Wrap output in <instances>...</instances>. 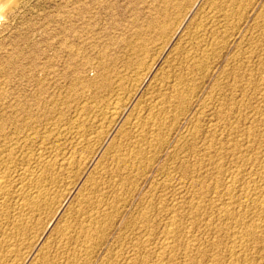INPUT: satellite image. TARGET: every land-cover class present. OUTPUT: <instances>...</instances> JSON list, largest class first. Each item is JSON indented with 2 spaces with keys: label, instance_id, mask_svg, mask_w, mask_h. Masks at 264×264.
<instances>
[{
  "label": "rangeland",
  "instance_id": "1",
  "mask_svg": "<svg viewBox=\"0 0 264 264\" xmlns=\"http://www.w3.org/2000/svg\"><path fill=\"white\" fill-rule=\"evenodd\" d=\"M164 1L167 0H0V123L2 120H9L6 123L5 133L7 135L8 133H16L22 142L27 141V144H29L30 147L28 145L26 147V143H23V145L25 144L23 148L25 152H23V154L25 153L26 155H24L26 157L30 156L33 158L32 160H34L35 157H38V153H41L42 155H45L46 153L47 155H57L58 153L60 157L70 155L77 157V154L78 157L83 155V158H86V156L89 155V158L87 157L88 161H84L85 167L84 165L81 166L82 170H78V168L74 169L69 174L68 178L64 180L65 182L59 181L60 183L58 182V184H56L59 187L57 189V194H59L60 190V193L63 191L62 198H60L61 201L59 200L61 194L59 196L56 194L54 200V203L57 200L56 203L53 204L50 211H48L49 213H46L48 219L46 214L43 216L45 222L46 220H49V222H46L47 225L43 219L39 222L35 229V231L38 230L35 234L37 233L36 235H39L35 237L34 234V237H32V240L35 238L32 242L34 247L32 246V243L29 244V246H32H30L31 248H29L28 245L25 246V249L23 247L22 249L24 250L20 251V256L18 255L19 258L17 257L16 259V261H20V263L15 262L14 264H36L34 262L38 263L37 260H39L37 257H40L41 259L43 254L48 256L50 262L52 261V264H55L58 261L57 264H65L70 260V255L68 256L69 252L67 251L72 249V252L69 254L73 255L75 248L72 244H70L71 247L69 245H64L67 246L64 248V246H61L57 242V231L55 232V230L56 228L59 230L58 227L60 225L58 226V224L62 223V226L64 220L71 219L73 221L74 219L73 222H76L75 225H73L74 223L71 220L70 221L73 228L76 226L74 228L76 229L81 223L89 225V215L97 213L102 217L107 211H112L113 216L111 213V215L107 213L106 216H111L108 220L104 217L105 215L102 217L103 220L100 218L102 226L105 225L106 227L102 228L98 225L101 227L99 231L102 233L101 236L104 235V240L103 238L101 239L103 241L100 240L101 236L99 234L98 237L100 238H97L98 240L96 239V241L99 242H97L99 245H97L95 241L93 249L91 248L89 251L91 256L87 255L88 257L84 262L80 261V264H89L90 262V264H128L131 260L136 262V264H141L143 260L142 264H144V262L145 264H158L155 250L164 243L171 241H165V233L167 230L166 227L169 225H167V223L170 221L168 215L170 211L175 209L179 211L180 216L177 217V221H180L179 226L184 232V234L177 237L178 239L175 238L176 241H179L176 243L174 242L175 239L171 241L172 245L175 246L174 255L178 259V262H183L185 260L184 254L187 253L185 250L187 246L184 241H186L188 237L193 239V241H195L194 244L196 245L195 249L190 251L192 252V255L195 254V256H197L199 252L203 253L204 251L207 253V255L199 258L200 261L195 260L192 264H200V262L201 264H208V262L212 264L213 258L217 255H223L221 256L224 261L223 263L226 262L227 257L225 256H227V253L225 249L227 248V245L228 247L230 246L229 243L231 244V240L226 237L223 232L215 234L211 231V225L214 224L215 226H219L224 224V219L218 218L213 212H211L213 205L217 206L223 204L225 201L223 191L227 188V184L225 185L224 183H227L230 176L241 168L246 176L242 173L243 176L241 175L238 177V186H236L235 191L239 196L245 195L244 193L246 192L243 190L244 187L256 178L257 181H259L258 177H260V172L258 171V165L264 156V137H262L264 136V0H246V2L245 0H241V4L239 5L241 7L238 6L240 0H223L227 3L231 1L234 3V1H236L234 7L238 10H235L231 19L232 22L230 20L229 24L228 22L223 24L225 21L223 22V19L220 17L223 12L230 13L232 8L228 10L227 6L222 5L223 3L221 4L219 0L218 2H216L217 0H179V7L173 10L172 22L170 21L167 31L161 35L157 29L151 28L150 24L159 19L160 13L165 4ZM220 11H222V13H220ZM237 13L239 15H236ZM213 16H215V18ZM177 22L178 24H176ZM214 26L217 27L218 32L216 33V37L214 35L217 44L213 45L212 42L214 39H212V30ZM206 31L207 33H205ZM217 38L219 40H217ZM203 51L208 56L206 59L201 57H198V59L196 57L193 61L190 58L195 54L202 55ZM191 61L192 65L195 64L196 68H198V72L194 65V69L192 68V65L190 67L189 64ZM201 62L205 63L207 66L205 64L202 65ZM199 63L202 68L203 66L205 68L201 70ZM186 70H190L191 75L187 73L190 77H186L187 74H184L187 72ZM107 76L109 78L108 81L105 80ZM183 77L184 82L180 85V81ZM139 78L141 79L139 80ZM185 79L188 81L190 80V83L187 81V84ZM193 81L194 83H192ZM106 85H108L107 88L105 87ZM190 85L191 90L189 89L190 87L188 88ZM171 86H177L174 90H180L183 95V90H187L186 92H188V95L185 92V99H182L183 95L179 97L182 101H179V99L176 100L175 98L176 102H179V104L177 102V105L180 106L183 104L182 107H178L176 102L174 104L173 97H175V93L174 90L171 93ZM169 97H172L169 100L173 101V103L170 102L172 103V106H174L173 109L168 105ZM184 101H186V103ZM180 102L183 103L181 104ZM115 106L118 107L120 113L117 111L118 113L113 115L114 111L112 109ZM157 107H159V110ZM153 108L154 110L151 112ZM168 108L169 112L166 111ZM162 109L163 111L160 112ZM170 112L173 115L170 114ZM149 114L151 116H148ZM174 115L176 116L175 118ZM172 116L175 120L172 119ZM150 117L151 119L157 120L156 126L159 127V129L161 127V129L163 130L164 128L165 131L163 132L160 129V133L158 132L156 135V126L151 128L150 125L147 124L149 121L145 122V120L150 119ZM163 117L168 125L163 120ZM167 117H170L169 121L172 119V122H168ZM140 119L146 124L140 122ZM16 120H18V124L14 122ZM136 121L140 125L137 124ZM161 123H164L165 125H162L163 128ZM75 124H77V127ZM135 125L139 129L137 128L136 130ZM142 125L145 131L143 130ZM147 125L149 130L146 127ZM215 130L216 132H213ZM123 131L127 133L125 134L124 132L126 136L123 134ZM153 131H155V133ZM136 132H143L144 136H146V138H143L144 140L138 139L141 143H145L148 148L150 147L148 149L144 146L143 148L146 151L143 152V154L148 153L151 160H148L149 158H146L148 156L144 154V159L141 163L145 164H138L142 158L141 156L137 158L139 160L135 159L136 162H134V158H131V160L127 158L129 159L128 162H130V164H124L127 162V159L122 161V154L127 151L133 152L132 150L134 149V146L132 144H135L138 140ZM162 132L165 134L164 136L162 135ZM146 133L149 134L146 135ZM158 134L159 136L161 134L160 138L158 137ZM249 134H251V136H249ZM124 137H126L125 139L127 140V143L123 141L125 140ZM154 137H156L159 142H162H156L157 139ZM163 137H165L164 141ZM150 138H153V140ZM24 139L28 140L24 141ZM121 139H123V142ZM131 139L132 146L129 141ZM145 139L146 142H144ZM83 140L86 141L84 142ZM139 140L138 143L136 142V145L139 149L141 148V150L144 151L141 145H139ZM148 141L149 143H147ZM78 142H82L83 147L77 149L75 144ZM151 142L153 145H150L152 144ZM85 143L86 145L84 146ZM87 143L90 145V151H88L89 146ZM117 144L119 147L122 146L120 147L121 149L126 145V150L127 148L129 149L127 151L123 150V152L120 149V152H122H119L121 154L120 158L118 157L120 154H118L119 150L117 151V149H119ZM160 144H162V146H160ZM91 146L96 148L93 149ZM156 146L158 149H156ZM239 146L240 150L238 149ZM84 147H87V151L86 149L84 150ZM113 147L116 148V150ZM153 147L155 151L152 150ZM218 147L221 148L219 149ZM48 148L55 150L51 151V149H49L48 151ZM97 148L100 151L96 150ZM138 148L136 149L138 150ZM35 149L38 150L35 151ZM57 149H60V151ZM242 149H244L243 152ZM72 150H74L73 153ZM94 150L95 152L98 151L95 156L93 155L95 153ZM109 150H111V154L110 156H107L109 155V153H107ZM238 150L239 153H237ZM55 151L57 152L54 153ZM112 151H114V153ZM29 152L30 154H27ZM84 152L88 154L85 155ZM31 153H33L32 155L35 153L37 154L32 157ZM240 153H243L244 156H241ZM63 154L64 156H61ZM114 154L118 156L115 157ZM90 155L93 157H90ZM111 155L113 156L112 158ZM214 157H217L219 160ZM105 158L106 160H104ZM147 160L148 162H146ZM113 161L114 163H112ZM257 161H259V163ZM113 164L116 166H113ZM135 164H138L136 165L137 168L134 166ZM243 164L247 167H244ZM127 165H129V167ZM131 165L134 166L133 172ZM253 166L254 168H252ZM118 167L120 169L119 173ZM243 167L246 169L244 170ZM248 167H250L251 170ZM114 168H116V170H114ZM125 168L127 173L124 172ZM105 169H108V171L110 170L109 173L107 171V176ZM252 169H254V171H252ZM251 171L253 173H251ZM257 171L258 174L256 175ZM181 172L183 173V176ZM117 173L118 175L120 174L119 177L115 176ZM129 173L134 174L131 177V174ZM121 174L130 175V177L125 175L126 178L122 175L125 180H127L126 183L125 180H123L122 183V180L118 179L121 178ZM110 175L116 177L114 178L115 180H119L117 181L119 183H115L116 188L114 185L112 186L115 180L113 179V176L111 178ZM94 177H96V179ZM100 178L101 180H99ZM87 179L89 180L87 181ZM94 181L98 182L96 183L99 184L98 186L102 185L101 188L103 190L104 188H108L106 192L100 189V187L97 189L98 186H95V188L97 187L96 189H91V183H95ZM103 181L105 183L104 188ZM68 182L72 183H70V187L68 186ZM128 182H130L129 185ZM261 182L258 184L261 187L262 192L264 182H262V184ZM107 183L108 187L106 186ZM121 184L124 185V187H122ZM65 186L67 190L65 189ZM113 187L116 191H119H117L120 194L119 198L117 196L118 194H116L117 192L112 189ZM127 187L130 189H127ZM195 187L198 188L196 189ZM88 188L90 189L88 190ZM64 189L67 196L64 195ZM94 189L99 190L100 192L92 191ZM78 193L81 194L79 195ZM205 193L207 195H205ZM219 193L222 195V198ZM84 194H87L89 197L94 196L91 197V199L94 198L95 200L90 199L92 207H88L87 205L86 207L82 206L78 209L77 207L80 206L78 204ZM262 194L264 195V189ZM185 195L188 200L190 199L189 201L194 199L193 202L195 203L199 202L198 200H202L201 203L205 209L197 214L194 211H191L192 203H189L187 199L184 202H176ZM79 196L80 198L77 199ZM107 196L109 197V200ZM101 198L102 200H105H103L105 203H101ZM114 199L115 201H113ZM163 199L165 200L163 201ZM97 200L100 203H98ZM172 200H176V203L174 201L172 202ZM107 201L112 204H109L110 210L108 207L106 209V206H108ZM210 202L213 203L211 204L212 206L210 205ZM110 206H112V209L115 211L112 210ZM72 207L73 210L76 209V212L72 210ZM84 208L85 210H83V212L85 213H82L81 211ZM97 208L99 209L97 210ZM100 208L101 210H104L101 211ZM68 210H72L71 214L74 212L75 217L74 214L68 215ZM86 210L88 213L92 210L93 211L87 215ZM140 213L143 214L140 215ZM66 214L70 217L68 218ZM76 215H78V217ZM151 215L153 217H151ZM140 217H142V219ZM76 218H79V220L75 221ZM215 218L218 219V221ZM109 219L111 221L113 219V221L111 222ZM86 221L88 223H86ZM213 221L216 222L214 223ZM208 224L211 227H209ZM185 225L188 228H186ZM104 229H107V234ZM146 236H149V238ZM52 237L53 239L54 237L57 238V240L56 238L54 239L56 242ZM49 240L54 243L52 244ZM213 241L221 243L220 247L213 246ZM46 244H50V248H48ZM184 244L185 246H183ZM256 244L257 243L253 242L251 243V246L253 247H248L249 254H252L251 256L248 255V258L251 263L254 261L252 264L261 263L260 259L264 256L261 255L264 252V250L261 249L262 246L260 244L256 246ZM68 246L71 249H67ZM213 247L216 249L214 248V250H212ZM45 248L49 249V252L45 250ZM217 248H220L221 250ZM91 250H94V252L91 253ZM209 250L210 255L208 253ZM43 252L47 254L49 253L50 256ZM64 252L67 254H62ZM213 252V256L215 255L214 257L211 255ZM110 254L112 258L110 257ZM21 256L25 257H22L21 259ZM252 257L255 259H252ZM59 258L63 259L61 260ZM64 258H67V261ZM88 258H90L91 261ZM154 258L156 259L154 260ZM33 259L36 260L34 261ZM77 264H79V262Z\"/></svg>",
  "mask_w": 264,
  "mask_h": 264
},
{
  "label": "bare ground",
  "instance_id": "2",
  "mask_svg": "<svg viewBox=\"0 0 264 264\" xmlns=\"http://www.w3.org/2000/svg\"><path fill=\"white\" fill-rule=\"evenodd\" d=\"M220 1V3L222 4V5H226L227 6V9L229 10L230 8H232V10L230 11V13H228V12H223V14H221V19H223V22L225 21V23H223V24H226L227 22H228V24H229V21L232 19V16H233V14L235 13V10L237 9V8H235L234 7V4H235V2L236 1H234V3H232V1L231 2H229V3H227L226 1H223V0H219ZM244 1V0H243ZM165 2V4H164V7H163V10H162V12L160 13V16H159V19L157 20V21H153L151 24H150V22H149V24H150V26H151V28H153V29H157L159 32H160V34L161 35H163L166 31H167V27H168V24L170 23V21L173 19L172 18V14H173V10L175 9V8H177V7H179L178 5H179V0H167V1H164ZM215 2V1H214ZM214 2H213V4H214ZM216 2H218V0L216 1ZM215 2V3H216ZM224 2H225V4H224ZM238 2V1H237ZM245 2H246V0H245ZM250 2V1H249ZM253 2V1H252ZM219 3V4H220ZM239 3V4H238ZM237 4H238V6L241 4V0H240V2H238ZM211 4V3H210ZM246 4V3H245ZM260 4V3H259ZM210 6V5H209ZM226 6H224V7H226ZM236 6V5H235ZM253 6V5H252ZM239 7H241V6H239ZM218 8V7H217ZM216 8V9H217ZM244 8H247V7H244ZM203 9V8H202ZM221 9V8H220ZM219 9V10H220ZM240 9V8H239ZM186 10V9H185ZM188 10V9H187ZM238 10V9H237ZM241 10V9H240ZM244 10V9H243ZM210 11V10H209ZM213 11V10H212ZM217 11V10H216ZM248 11V10H247ZM211 12V11H210ZM233 12V13H232ZM181 13V12H180ZM220 13H222V11H220ZM239 13H241V12H239ZM209 14V13H208ZM242 14V13H241ZM214 15V14H213ZM215 15H216V13H215ZM236 15H239L238 13L236 14ZM243 15V14H242ZM211 16V15H210ZM204 17V16H203ZM214 18H215V16H213ZM237 17V16H236ZM206 18H207V16H206ZM210 18H212V17H210ZM203 19V18H202ZM208 19V18H207ZM244 19V18H243ZM257 19V18H256ZM235 20V19H234ZM233 20V21H234ZM175 21H176V19H175ZM219 21V20H218ZM240 21H241V19H240ZM172 22V21H171ZM201 22V21H200ZM199 22V23H200ZM231 22H232V20H231ZM216 23V22H215ZM176 24H178V22L176 23ZM237 24V23H236ZM209 25V24H208ZM198 26V25H197ZM219 26V25H218ZM191 27V26H190ZM231 27V26H230ZM234 27V26H233ZM224 29H225V27H224ZM223 30V29H222ZM234 30V29H233ZM200 31V30H199ZM203 31V30H202ZM201 31V32H202ZM228 31V30H227ZM218 31H217V27H213V30H212V39H214L213 40V45L214 44H217V41L215 40V38H214V35H215V37H216V33H217ZM260 32V31H259ZM205 33H207V31L205 32ZM224 33V32H223ZM233 33V32H232ZM203 34H204V32H203ZM209 34V33H208ZM185 36H186V34H185ZM232 36V35H231ZM230 36V37H231ZM160 37V36H159ZM163 37V36H162ZM174 37V36H173ZM201 37V36H200ZM218 37V36H217ZM234 37V36H233ZM157 38V37H156ZM161 38V37H160ZM164 38V37H163ZM197 38V37H196ZM203 38V37H202ZM205 38H206V36H205ZM159 39V38H158ZM161 40V39H160ZM217 40H219L218 38H217ZM221 40H222V38H221ZM257 40V39H256ZM204 41V40H203ZM202 41V42H203ZM219 42V41H218ZM169 43V42H168ZM206 43V42H205ZM211 43V44H212ZM223 43V42H222ZM207 44V43H206ZM210 44V43H209ZM234 44V43H233ZM261 44V43H260ZM168 45V44H167ZM195 45V44H194ZM201 45V44H200ZM219 45V44H218ZM220 45H221V43H220ZM251 45V44H250ZM198 46V45H197ZM197 46H195V47H197ZM209 46V45H208ZM217 46V45H216ZM215 46V47H216ZM253 46V45H252ZM178 47V46H177ZM242 47V46H241ZM180 48V47H179ZM249 48V47H248ZM186 49V48H185ZM197 49V48H196ZM218 50V49H217ZM251 50V49H250ZM160 51V50H159ZM177 51V50H176ZM206 51V50H205ZM209 51V50H208ZM222 51V50H221ZM161 52V51H160ZM242 52V51H241ZM254 53V52H253ZM252 53V54H253ZM256 54V53H255ZM174 55H175V53H174ZM198 55V56H197ZM195 54L194 56H191L190 58L194 61L195 59H196V57L198 58V57H201V58H204V59H206V57H208L206 54H205V52L203 51V53H202V55H200V54ZM212 55V54H211ZM237 55V54H236ZM244 55V54H243ZM179 56V55H178ZM184 56V55H183ZM218 56V55H217ZM262 56V55H261ZM177 57V56H176ZM190 58H189V60H190ZM216 58V57H215ZM174 59V58H173ZM199 59V58H198ZM204 59H202V60H204ZM157 60V59H156ZM179 60H180V58H179ZM209 60V59H208ZM248 60V59H247ZM155 61V60H154ZM185 61H186V59H185ZM207 61V60H206ZM164 62V61H163ZM198 62V61H197ZM197 62H196V64H197ZM154 64V63H153ZM152 64V65H153ZM200 64V63H199ZM201 64L203 65V64H205V63H202L201 62ZM201 64L199 65V67H201ZM137 65V64H136ZM149 65V64H148ZM180 65H183V64H180ZM188 65V64H187ZM190 65V67H191V65H192V61H191V63L189 64ZM194 66H195V64H193ZM192 65V66H193ZM206 65V64H205ZM243 65V64H242ZM194 66L192 67L193 69H194ZM207 66V65H206ZM143 67H144V65H143ZM149 67V66H148ZM189 67V66H188ZM187 67V68H188ZM240 67V66H239ZM138 68H139V66H138ZM151 68V67H150ZM172 68V67H171ZM195 68H196V66H195ZM205 67L203 66V68L201 67V70L202 69H204ZM152 69V68H151ZM180 69H182V68H180ZM186 69V68H185ZM190 69V68H189ZM197 69V72H198V68H196ZM136 70V69H135ZM146 70H147V68H146ZM183 70V69H182ZM180 71V70H179ZM187 71V70H186ZM206 71H207V69H206ZM149 72V71H148ZM185 72V71H184ZM203 72V71H202ZM146 73V72H145ZM144 73V74H145ZM189 74V75H191L190 73V70L189 71H187L186 73H184V74ZM193 73V72H192ZM194 73H195V71H194ZM142 74V73H141ZM147 74V73H146ZM146 74H145V76H146ZM149 74V73H148ZM183 74V75H184ZM186 75V77L188 76V77H190L189 75ZM210 74V73H209ZM246 74V73H245ZM134 75H135V73H134ZM139 75V74H138ZM137 75V76H138ZM104 76V75H103ZM165 76V75H164ZM170 76V75H169ZM176 76V75H175ZM181 76V75H180ZM179 76V77H180ZM185 76V75H184ZM198 76V75H197ZM197 76H196V78H197ZM205 76V75H204ZM255 76V75H254ZM178 77V78H179ZM182 77V76H181ZM102 78V77H101ZM141 78H139V80H140ZM169 79H170V77H169ZM184 77L181 79V83H180V85H182V83L184 82ZM192 79V78H191ZM105 80H109V78H108V76L105 78ZM174 80V79H173ZM178 80V79H177ZM112 81V80H111ZM123 81V80H122ZM171 81V80H170ZM169 81V82H170ZM185 81H186V83H187V81L188 80H186L185 79ZM190 81V80H189ZM188 81V82H189ZM195 81V80H194ZM194 81L192 82V83H194ZM197 81V80H196ZM239 81V80H238ZM136 82V81H135ZM166 82H167V80H166ZM78 83V82H77ZM119 83V82H118ZM137 83V82H136ZM165 83V82H164ZM173 83V82H172ZM175 83H176V80H175ZM190 83V82H189ZM235 83H236V81H235ZM163 84V83H162ZM174 84V83H173ZM188 84V83H187ZM233 84V83H232ZM105 85V84H104ZM158 85V84H157ZM179 85V84H178ZM198 85H199V83H198ZM173 86V85H172ZM171 86V87H172ZM228 86V85H227ZM253 86V85H252ZM106 88L108 87V85H106L105 86ZM177 87V86H176ZM176 87H172L171 88V93H172V91L174 90V88H176ZM190 87V88H189ZM196 87V86H195ZM243 87V86H242ZM113 88V87H112ZM119 88V87H118ZM127 88V87H126ZM183 88V87H182ZM186 88H187V86H186ZM188 88L191 90V85L190 86H188ZM187 88V89H188ZM258 88V87H257ZM181 89V88H180ZM202 89V88H201ZM247 89V88H246ZM87 90V89H86ZM183 90V89H182ZM234 90V89H233ZM112 91H114V90H112ZM168 91V90H167ZM184 92V95L180 92V90H178V89H176V90H174V95H175V97H173L174 99V104H175V102H176V100L177 99H179V101H182L179 97H181V95H183V98L182 99H185V92L187 91H185V89L183 90ZM187 93V95H188V92H186ZM195 93V92H194ZM233 93V92H232ZM111 94V93H110ZM166 94V93H165ZM227 94V93H226ZM261 94H262V92H261ZM96 95V94H95ZM118 95V94H117ZM171 95V94H170ZM213 95V94H212ZM132 96V95H131ZM165 96V95H164ZM168 96V95H167ZM193 96V95H192ZM187 97V96H186ZM225 97V96H224ZM228 97V96H227ZM172 97H169L168 98V105H170V107H172V109H173V107L174 106H172V103H173V101L171 100H169V99H171ZM175 98H176V100H175ZM190 98V97H189ZM215 98V97H214ZM263 98V97H262ZM188 99V98H187ZM214 100V99H213ZM111 101V100H110ZM220 101V100H219ZM166 102H167V98H166ZM166 102H165V104H166ZM170 102H172V103H170ZM178 102V101H177ZM177 102H176V105H177ZM185 103H186V101H184ZM118 103V102H117ZM121 103V102H120ZM157 103V102H156ZM181 104L183 103V102H180ZM163 104V103H162ZM178 104H179V102H178ZM209 104V103H208ZM225 104V103H224ZM236 104V103H235ZM262 104V103H261ZM183 105V104H182ZM182 105H180L181 107H182ZM185 105V104H184ZM97 106V105H96ZM178 107H180L179 105H177ZM120 107V106H119ZM136 107H137V105H136ZM162 107V106H161ZM160 107V108H161ZM167 107V106H166ZM185 107V106H184ZM257 107H259V106H257ZM112 108V107H111ZM158 108V110H159V107H157ZM187 108V107H186ZM240 108H241V106H240ZM102 109V108H101ZM172 109H170V110H172ZM176 109H177V107H176ZM89 110V109H88ZM114 112V114L113 115H116L119 111V109H118V107H114L113 109H112ZM111 110V111H112ZM148 110V109H147ZM153 110H154V108L152 109V111L151 112H153ZM180 110V109H179ZM186 110V109H185ZM118 111V112H117ZM163 111V109L162 110H160V112H162ZM166 111H168L169 112V108L166 110ZM188 111V110H187ZM212 111V110H211ZM155 112H156V110H155ZM159 112V111H158ZM164 112H165V107H164ZM179 112V111H178ZM120 113V112H119ZM214 113V112H213ZM216 113V112H215ZM226 113V112H225ZM81 114V113H80ZM151 114V113H150ZM148 115V116H151V115ZM170 114H172L171 112H170ZM169 114V115H170ZM178 114V113H177ZM184 114V113H183ZM186 114H187V112H186ZM240 114V113H239ZM138 115H140V114H138ZM162 115V114H161ZM173 115V114H172ZM185 115V114H184ZM223 115V114H222ZM221 115V116H222ZM24 116V115H23ZM134 116V115H133ZM165 116V115H164ZM167 116V115H166ZM182 116V115H181ZM77 117H78V115H77ZM102 117V116H101ZM137 117V116H136ZM145 117V116H144ZM157 117H158V114H157ZM171 117V116H170ZM170 117H167L166 119L168 120V122H170L172 119L173 120H175L174 118L176 117L175 115H174V118H173V116H172V119L169 121V119H170ZM195 117V116H194ZM262 117V116H261ZM7 118V117H6ZM15 118V117H14ZM117 118V117H116ZM141 118V117H140ZM148 118V117H147ZM154 118H155V116H154ZM161 118H162V116H161ZM234 118V117H233ZM20 119V118H19ZM156 119H158V118H156ZM244 119V118H243ZM15 120V119H14ZM100 120V119H99ZM113 120H114V117H113ZM139 120V119H138ZM137 120V121H138ZM143 120V119H142ZM159 120H160V118H159ZM159 120H158V122H159ZM163 120L165 121V118L163 117ZM198 120H199V118H198ZM210 120V119H209ZM223 120V119H222ZM261 120V119H260ZM9 120H2V122L0 123V264H14L15 262H18V261H16V259H17V257H18V255H19V253H20V251H22V250H24L25 249V246H29V244H31L32 242H33V240L35 239H33L32 240V237H34L33 235L35 234V232H37V231H35V229H36V227L38 226V224H39V222L43 219V216L48 212V211H50V209L52 208V206H53V204H55L56 203V201H55V203H54V200H55V197H56V194H57V189L59 188L56 184H58V182L59 181H64L65 179H67L68 178V176H69V174L74 170V169H77L78 168V170H82L81 169V166H83L84 165V167H85V162L84 161H86L87 160V157L89 158V155L88 156H86V158H83L84 156L81 154V153H79V154H81L82 156H79L78 157V155L76 154V156L77 157H75L74 155H70V156H64V154L63 155H61V156H64V157H60L59 155H58V153H57V155H53V154H48L47 155V153L45 154V155H42L41 153H35V154H37V158L35 159L34 158V160H32L33 158H31L30 156H25L24 154H23V152H25L24 150H23V148H24V145H23V143H26V147H27V145L29 146V144H27V141H25V140H28V139H24V141L25 142H22L21 141V139H20V137H18L17 136V134L16 133H11V134H9L8 133V135L5 133V127H6V123L8 122ZM137 121H136V123H137ZM147 121H149L147 124L148 125H150V127L151 128H154L157 124H156V121L157 120H155V119H151V117H150V119H147V120H145V122H147ZM15 123H17L18 124V120H16V121H14ZM114 122H116V121H114ZM140 122H144V121H141V119H140ZM144 122V123H145ZM162 122V121H161ZM166 122V121H165ZM172 122V121H171ZM59 123V122H58ZM127 123V122H126ZM135 123V122H134ZM135 123V124H136ZM160 123V122H159ZM158 123V124H159ZM167 123V122H166ZM254 123H255V121H254ZM264 123V122H263ZM85 124V123H84ZM133 124V123H132ZM137 124H139V123H137ZM146 124V123H145ZM198 124V123H197ZM245 124V123H244ZM26 125V124H25ZM77 124H75V126H76ZM82 125V124H81ZM140 125V124H139ZM148 125L146 126L147 128H148ZM162 125H164V123L162 124L161 123V126ZM167 125H168V123H167ZM166 125V126H167ZM15 126H16V124H15ZM78 126H79V124H78ZM136 126V125H135ZM134 126V127H135ZM165 126V125H164ZM172 126H173V124H172ZM234 126V125H233ZM20 127V126H19ZM77 127V126H76ZM83 127V126H82ZM81 127V128H82ZM122 127H124V126H122ZM129 127V126H128ZM16 128H17V126H16ZM52 128V127H51ZM125 128V127H124ZM137 126L135 127V129L137 130ZM142 128H143V125H142ZM150 128V129H151ZM156 135H157V133L160 131V129H161V127H160V129H159V127H157L156 126ZM162 128H163V126H162ZM73 129H74V127H73ZM90 129V128H89ZM139 129V128H138ZM190 129V128H189ZM204 129V128H203ZM35 130H37V129H35ZM42 130V129H41ZM44 130H45V128H44ZM67 130V129H66ZM79 130V129H78ZM99 130V129H98ZM112 130V129H111ZM140 130H141V126H140ZM143 130H144V128H143ZM148 130H149V128H148ZM153 130V129H152ZM162 130V129H161ZM166 130H168V129H166ZM220 130V129H219ZM239 130V129H238ZM17 131V130H16ZM31 131V130H30ZM49 131V130H48ZM64 131V130H63ZM100 131V130H99ZM127 131V130H126ZM130 131V130H129ZM145 131V130H144ZM143 131V132H144ZM146 131H147V129H146ZM155 131H153L154 133H155ZM163 132L165 131V129L163 128V130H162ZM190 131V130H189ZM211 131V130H210ZM44 132V131H43ZM87 132V131H86ZM124 132L125 131H123V134H124ZM133 132H135V131H133ZM132 132V133H133ZM143 132H136L137 133V139L139 138L140 140H142L143 138H146V136H144V134H143ZM152 132V131H151ZM163 132H162V135L164 136L165 134H163ZM213 132H216V130L215 131H213ZM23 133V132H22ZM30 133V132H29ZM51 133V132H50ZM53 133V132H52ZM91 133V132H90ZM150 133V132H149ZM149 133H146V135L147 134H149ZM154 133H152V134H154ZM160 133V132H159ZM222 133V132H221ZM236 133V132H235ZM244 133V132H243ZM256 133V132H255ZM24 134V133H23ZM36 134V133H35ZM40 134V133H39ZM77 134V133H76ZM125 134H127L126 132H125ZM124 134V135H125ZM208 134V133H207ZM216 134V133H215ZM42 135V134H41ZM48 135V134H47ZM83 135V134H82ZM99 135V134H98ZM131 135V134H130ZM169 135V134H168ZM48 136H50V135H48ZM59 136H60V134H59ZM78 136V135H77ZM102 136V135H101ZM126 136V135H125ZM160 136H161V134H160ZM160 136H159V134H158V137L160 138ZM217 136V135H216ZM249 136H251V134H249ZM26 137V136H25ZM31 137H32V135H31ZM51 137V136H50ZM84 137V136H83ZM109 137V136H108ZM122 137V136H121ZM150 137V136H149ZM148 137V138H149ZM166 137V136H165ZM165 137H163V141H164V138ZM213 137V136H212ZM211 137V138H212ZM262 137H264V136H262ZM41 138V137H40ZM45 138V137H44ZM47 138V137H46ZM55 138V137H54ZM126 137H124V139H125ZM134 138H136V137H134ZM148 138H147V140H148ZM155 139H157L156 137H154ZM170 138V137H169ZM210 138V137H209ZM213 138H215V137H213ZM35 139V138H34ZM42 139V138H41ZM51 139V138H50ZM83 139V138H82ZM136 139V140H137ZM138 139V140H139ZM150 139H152L153 140V138H150ZM216 139V138H215ZM32 140V139H31ZM107 140V139H106ZM123 139H121V141H122ZM138 140L136 141L137 143H138ZM140 140H139V142H140ZM144 140V139H143ZM161 140H162V137H161ZM214 140V139H213ZM212 140V141H213ZM250 140V139H249ZM29 141H30V139H29ZM45 141V140H44ZM49 141V140H48ZM47 141V142H48ZM66 141V140H65ZM84 141V140H83ZM82 141V142H83ZM86 141V140H85ZM84 141V142H85ZM108 141V140H107ZM123 141H125V143H127L126 141V139L125 140H123ZM122 141V142H123ZM130 141V145H131V141H132V139L131 140H129ZM150 141V140H149ZM149 141L147 142V143H149ZM67 142V141H66ZM82 142H78L77 144H75V147L78 149V148H81V147H83V143ZM122 142H120V143H122ZM135 142V141H134ZM136 142H135V144H132L134 147V149L132 150L133 152H128L127 150H129L128 148H127V150H126V146L125 147H123L122 149L120 148V147H122V146H118V144H117V146H118V148L119 149H117V151H118V154H120V153H122L123 152V150H125V151H127L126 153L124 152L123 154H122V158H121V160L122 161H124L125 159H127V158H129L130 160H131V158H134V160L135 159H137V158H139L140 156L142 157L141 158V160L139 161V163L138 164H140L141 163V161L144 159V157H143V155L144 154H146V153H144L143 154V152H145L146 150L143 148L144 146H146L145 145V143H139V145H141V147L144 149V151H142L141 150V148L139 149L138 148V146L136 145ZM144 142H146V139H145V141ZM155 142V141H154ZM156 142H159L158 141V139H157V141ZM155 142V143H156ZM162 141H160L159 143H161ZM180 142H181V140H180ZM28 143H30V142H28ZM76 143V142H75ZM97 143V142H96ZM116 143V142H115ZM124 143V144H125ZM146 143V144H147ZM152 143V142H151ZM170 143V142H169ZM179 143V142H178ZM44 144V143H43ZM57 144V143H56ZM156 144H158V143H156ZM155 144V145H156ZM163 144V143H162ZM162 144H160V146H162ZM184 144V143H183ZM206 144V143H205ZM219 144V143H218ZM221 144V143H220ZM32 145V144H31ZM41 145V144H40ZM45 145V144H44ZM73 145V144H72ZM71 145V146H72ZM86 145V143L84 144V146ZM87 145L89 146V150L88 151H90V145L87 143ZM131 145V146H132ZM143 145V146H142ZM148 145V144H147ZM150 145H153V143L152 144H150ZM154 145V146H155ZM159 145V144H158ZM213 145H215V144H213ZM42 146V145H41ZM47 146V145H46ZM46 146H44V147H46ZM96 146V145H95ZM114 146V145H113ZM137 146V147H136ZM209 146V145H208ZM221 146H222V144H221ZM30 147V146H29ZM48 147H50V146H48ZM92 147V146H91ZM140 147V146H139ZM147 147V146H146ZM152 147V146H151ZM207 147V146H206ZM213 147V146H212ZM242 147V146H241ZM244 147V146H243ZM37 148V147H36ZM54 148H55V146H54ZM69 148V147H68ZM67 148V149H68ZM74 148V147H73ZM72 148V149H73ZM93 148V147H92ZM96 147H94L93 149H95ZM114 148V147H113ZM113 148H112V150H113ZM130 148V147H129ZM136 148H138V150L136 149ZM148 148V147H147ZM150 148V147H149ZM148 148V149H149ZM182 148V147H181ZM211 148V147H210ZM209 148V149H210ZM219 148V147H218ZM221 148V147H220ZM219 148V149H220ZM235 148V147H234ZM233 148V149H234ZM236 148H237V146H236ZM49 149H51V151H54V150H52V148H48V151H49ZM75 149V148H74ZM86 149V151H87V147L85 148L84 147V150ZM93 149H92V151H93ZM115 150H116V148H114ZM122 150V152H120L121 150ZM156 149H158V147L156 146ZM183 149V148H182ZM202 149V148H201ZM208 149V148H207ZM217 149V148H216ZM231 149V148H230ZM239 150H240V146H239V148H238ZM260 149V148H259ZM23 150V151H22ZM38 150V149H37ZM36 149H35V151H37ZM47 150V149H46ZM45 150V151H46ZM58 150V149H57ZM62 150V149H61ZM76 150V149H75ZM96 150H98V151H100L98 148L96 149ZM103 150H104V148H103ZM108 150V149H107ZM153 151H155V149H154V147H153V149H152ZM195 150V149H194ZM206 150V149H205ZM237 150V149H236ZM236 150H234V151H236ZM239 150H238V152L237 153H239ZM243 150L244 149H242V152H243ZM255 150V149H254ZM31 151V150H30ZM47 151V152H48ZM50 151V152H51ZM58 151H60V149L58 150ZM73 151L74 150H72V153H73ZM97 151V152H98ZM183 151H185V150H183ZM213 151V150H212ZM217 151V150H216ZM26 152H27V150H26ZM57 151H55L54 153H56ZM62 152V151H61ZM76 152H77V150H76ZM75 152V153H76ZM94 152H95V150H94ZM97 152H95L93 155L95 156L96 154H97ZM113 153H114V151H112ZM120 152V153H119ZM149 152V151H148ZM150 152H151V150H150ZM241 152V151H240ZM263 152V151H262ZM65 153V152H64ZM71 153V154H72ZM107 153H109V155H107V156H110V154H111V150H109V152H107ZM185 153V152H184ZM244 153H245V151H244ZM27 154H30V152L29 153H27ZM33 153H31V156L32 157H34V155H32ZM66 154V153H65ZM84 154L85 155H87L85 152H84ZM89 154H90V152H89ZM154 154V153H153ZM207 154V153H206ZM209 154V153H208ZM230 154H232V153H230ZM241 154V156L243 155L244 156V154L243 153H240ZM264 154V153H263ZM69 155V154H68ZM101 155H104V154H101ZM115 155V154H114ZM147 156H148V153L146 154ZM233 155H234V153H233ZM235 155H236V153H235ZM36 156V155H35ZM116 156H118V155H115V157ZM150 156V155H149ZM149 156L148 157H146V158H149ZM209 156V155H208ZM213 156V155H212ZM222 156V155H221ZM90 157H93L92 155H90ZM105 157V156H104ZM113 156L111 155V158H112ZM114 157V158H115ZM119 158L121 157V154H120V156H118ZM102 158V157H101ZM124 158V159H123ZM179 158V157H178ZM194 158V157H193ZM214 158H216L217 159V157H214ZM232 158H234V157H232ZM243 158V157H242ZM94 159V158H93ZM92 159V160H93ZM103 159V158H102ZM108 159V158H107ZM116 159V158H115ZM129 159H127L126 161L127 162H125L124 164H126V163H129L130 164V162H128V160ZM180 159V158H179ZM256 159H257V157H256ZM104 160H106V158L104 159ZM117 160V159H116ZM120 160V159H119ZM118 160V161H119ZM137 160H139V159H137ZM146 160V159H145ZM148 160H151L150 158L148 159ZM148 160L146 161V162H148ZM217 160H219V159H217ZM245 160V159H244ZM249 160V159H248ZM259 160V159H258ZM88 161V160H87ZM213 161V160H212ZM247 161V160H246ZM246 161H244V162H246ZM94 162V161H93ZM101 162V161H100ZM134 162H136V160L134 161ZM138 162V161H137ZM239 162V161H238ZM258 163H259V161H257ZM87 163H89V162H87ZM86 163V164H87ZM108 163V162H107ZM106 163V164H107ZM112 163H114V161L112 162ZM132 163V162H131ZM150 163V162H149ZM201 163V162H200ZM233 163V162H232ZM247 163V162H246ZM99 164V163H98ZM120 164V163H119ZM123 164V165H124ZM138 164H135L134 166L136 167V165H138ZM142 165L143 164H145V163H141ZM155 164V163H154ZM171 164V163H170ZM173 164V163H172ZM215 164H217V163H215ZM219 164V163H218ZM253 164V163H252ZM102 165V164H101ZM112 165V164H111ZM115 164H113V166H114ZM122 165V164H121ZM149 165V164H148ZM245 164H243V166H244ZM247 165V164H246ZM249 165V164H248ZM251 165V164H250ZM87 166V165H86ZM95 166V165H94ZM103 166V165H102ZM101 166V167H102ZM105 166V165H104ZM116 166V165H115ZM125 166V165H124ZM128 167H129V165H127ZM132 166V165H131ZM134 166H132V172L134 171L133 169V167ZM172 166V165H171ZM186 166V165H185ZM196 166V165H195ZM201 166V165H200ZM259 168H258V171L260 172L259 173V175H260V177H258L259 178V181H257V178L256 179H254V180H252L251 182H249V184L247 185V186H245L244 187V191L246 192V193H244L245 195H237V193H236V191H235V189H236V186H238L237 184H238V177L239 176H241L242 175V173H244V171L242 170V168L241 169H239L236 173H234L232 176H230V178L228 179V177H227V179H228V181H227V183H224L225 185L227 184V188L223 191L224 192V202H223V204H221V205H213V208H212V211L211 212H213V214L215 215V216H217L218 218H221V219H224V224L223 225H219V226H215L214 224V226L213 225H209V227H211V231H213V233H220V232H223L224 233V235H226V237H228V238H230V240H231V244L229 243V247H228V245H227V248L225 249V251H226V253H227V256H225V257H227L226 258V262L225 263H223L224 261H223V259L221 258V256H223V255H221V256H219V255H217V256H213V254H214V252L211 254L214 258H213V260H212V264H252L251 263V261H250V259L248 258V255H252V254H249V250H248V247H250L251 246V243H257L256 244V246L258 245V244H260L261 246H262V250H264V195L262 194V192H263V189L264 188H262V192H261V187L259 186V182H264V156H263V158H262V160H260V163H259ZM80 167V168H79ZM119 167H120V165H119ZM119 167H118V169H119ZM231 167V166H230ZM244 167H247V166H244ZM243 167V168H244ZM137 168V167H136ZM138 168H139V166H138ZM145 168V167H144ZM235 168V167H234ZM248 168H250V167H248ZM252 168H254V166L252 167ZM120 169H121V167H120ZM120 169L118 170V173L120 172ZM131 169V168H130ZM130 169H128V170H130ZM147 169V168H146ZM184 169H185V167H184ZM197 169V168H196ZM200 169H202V168H200ZM246 168H244V170H245ZM106 171H105V173H106V176H107V171H108V169H105ZM114 170H116V168H114ZM123 170V169H122ZM121 170V171H122ZM189 170V169H188ZM195 170V169H194ZM198 170V169H197ZM203 170V169H202ZM201 170V171H202ZM248 170V169H247ZM250 170H251V168H250ZM249 170V171H250ZM104 171V170H103ZM110 171V170H109ZM109 171H108V173H109ZM113 171V170H112ZM138 171V170H137ZM167 171V170H166ZM184 171V170H183ZM252 171H254V169H252ZM251 171V173H253ZM258 171L256 172V175L258 174ZM116 172V171H115ZM115 172H113V173H115ZM124 172L125 173H127V171H126V168H125V170H124ZM129 172V171H128ZM136 172V171H135ZM187 172V171H186ZM103 173V172H102ZM118 173H117V175H115V176H118L119 177V175H118ZM138 173V172H137ZM145 173V172H144ZM182 173V172H181ZM185 173V172H184ZM98 174H99V172H98ZM111 174V173H110ZM129 174H131V177H132V175L134 174V173H129ZM225 174V173H224ZM247 174V173H246ZM123 174H121V178H118L119 180L121 179L122 180V183H123V180H125V178H126V176H128V177H130V175H128V174H124L123 176H125V178L122 176ZM179 175V174H178ZM194 175V174H193ZM199 175V174H198ZM206 175V174H205ZM244 175H245V173H244ZM258 175V176H259ZM95 176H96V174H95ZM113 176V175H112ZM112 176L110 175V177L112 178ZM139 176V175H138ZM167 176V175H166ZM172 176V175H171ZM182 176H183V173H182ZM210 176V175H209ZM226 176V175H225ZM229 176V175H228ZM243 176V175H242ZM246 176V175H245ZM249 176V175H248ZM70 177H72V176H70ZM97 178H98V176H96ZM96 177H94L95 179H96ZM100 177H101V175H100ZM103 177V176H102ZM128 177H127V179H128ZM176 177V176H175ZM255 177H257V176H255ZM91 178V177H90ZM92 178H93V176H92ZM114 178H116V177H114L113 176V179ZM124 178V179H123ZM135 178V177H134ZM143 178V177H142ZM188 178H190V177H188ZM94 179V180H95ZM194 179V178H193ZM212 179V178H211ZM250 179V178H249ZM251 179H252V177H251ZM89 179H87V181H88ZM99 180H101V178L99 179ZM99 180H96V181H99ZM110 180V179H109ZM115 180V179H114ZM119 180H115V182H114V184H112V186L114 185L115 186V188H116V182L117 181H119ZM133 180V179H132ZM134 180H136V179H134ZM137 180H138V178H137ZM213 180V179H212ZM86 181V182H87ZM96 181H94L95 183H91V186H90V188L91 189H93V188H95V186H98L99 184H96V183H98V182H96ZM126 181L127 180H125V183H126ZM158 181V180H157ZM191 181H192V179H191ZM217 181H218V179H217ZM65 182V181H64ZM113 182V181H112ZM135 182V181H134ZM193 182V181H192ZM262 182H261V184H262ZM60 183V182H59ZM69 183V182H68ZM71 183V182H70ZM70 183L68 184V186L70 187ZM102 183H104V181L102 182ZM117 183H119V182H117ZM124 183V184H125ZM186 183V182H185ZM195 183H197V182H195ZM72 184V183H71ZM130 184V182H128V185ZM131 184H132V182H131ZM169 184V183H168ZM174 185H176L175 183H173ZM253 184V185H252ZM260 184V185H261ZM90 185V184H89ZM88 185V186H89ZM110 185V184H109ZM122 185V184H121ZM133 185H134V183H133ZM57 186V187H56ZM102 186V185H101ZM101 186H98V188L97 189H99V187H100V189H102L101 188ZM104 186H105V183H104V185H103V188H104ZM107 187H108V183H107V185H106ZM117 186H118V184H117ZM132 186V185H131ZM162 186H163V184H162ZM165 186V185H164ZM171 186V185H170ZM179 186V185H178ZM183 186V185H182ZM192 186V185H191ZM263 186V185H262ZM85 187H86V184H85ZM84 187V188H85ZM119 187V186H118ZM118 187H117V189H118ZM122 187H124V185H122ZM243 187V186H242ZM90 188H88V190L90 189ZM95 188V189H96ZM110 188H111V186H110ZM171 188V187H170ZM181 188V187H180ZM196 188V187H195ZM198 188V187H197ZM196 188V189H197ZM216 188V187H215ZM214 188V189H215ZM219 188V187H218ZM65 189H66V186H65ZM65 189H64V195H66L67 196V194H65ZM92 190V191H96V192H98L99 190ZM108 188H104V190L103 191H105L106 192V190H107ZM112 189H114V187L112 188ZM126 189V188H125ZM127 189H130V188H128L127 187ZM67 190V189H66ZM83 190V189H82ZM115 190V189H114ZM113 190V191H114ZM120 190V189H119ZM167 190V189H166ZM181 190V189H180ZM217 190V189H216ZM242 190V191H243ZM61 191V190H60ZM60 191H59V194H57L58 196L61 194V196L59 197V200H60V198H62V193H63V191H62V193H60ZM84 191V190H83ZM86 191H87V189H86ZM109 191H111V190H109ZM116 191V190H115ZM118 191V190H117ZM116 191V192H117ZM129 191V190H128ZM154 191V190H153ZM156 191V190H155ZM158 191H159V189H158ZM177 191V190H176ZM202 191V190H201ZM241 191V190H240ZM85 192V191H84ZM100 192V191H99ZM115 192V193H116ZM119 192V191H118ZM116 193V194H118L117 196H118V198H119V193ZM123 192V191H122ZM126 192V191H125ZM131 192V191H130ZM129 192V193H130ZM135 192V191H134ZM182 192H184V191H182ZM204 192V191H203ZM217 192V191H216ZM218 192H220V191H218ZM222 192V191H221ZM238 192V191H237ZM68 193V192H67ZM88 193H89V191H88ZM108 193V192H107ZM112 193V192H111ZM110 193V194H111ZM156 193V192H155ZM180 193V192H179ZM208 193V192H207ZM79 194V193H78ZM81 194V193H80ZM79 194V195H80ZM94 194V193H93ZM99 194V193H98ZM101 194V193H100ZM112 194H114V193H112ZM131 194V193H130ZM216 194V193H215ZM220 194V193H219ZM64 195H63V198H64ZM70 195V194H69ZM106 195V194H105ZM105 195H104V197H105ZM132 195V194H131ZM200 195H202V194H200ZM205 195H207L206 193H205ZM94 196H95V194H94ZM94 196H88L87 194L85 195H83L82 197H81V200H80V203L78 204V205H80V206H78L77 208L79 209V207H82V206H84V207H86L87 205H88V207L90 206V207H92L91 206V200L92 199H94V198H92L91 199V197H94ZM98 196V195H97ZM101 196V195H100ZM109 196V195H108ZM107 196V197H108ZM115 196V195H114ZM173 196H175V195H173ZM173 196H172V198H173ZM181 196V195H180ZM198 196V195H197ZM222 195L220 194V197H221ZM162 197V196H161ZM199 197V196H198ZM203 197H204V195H203ZM80 198V196L77 198V199H79ZM165 198V197H164ZM178 198H180V197H178ZM201 198V197H200ZM222 198V197H221ZM76 199V198H75ZM91 199V200H90ZM107 199V198H106ZM187 199V196L185 195L184 197H182V198H180L179 200H175L176 202H184L185 200ZM203 199V198H202ZM58 200V201H59ZM62 200H64V199H62ZM95 200V199H94ZM93 200V201H94ZM100 200H102V198L100 199ZM104 200V199H103ZM103 200L101 201V203H105V202H103ZM108 200H109V197H108ZM126 200V199H125ZM162 200V199H161ZM165 199H163V201H164ZM188 200V199H187ZM190 200V199H189ZM188 200V202L190 203H192L191 204V211L193 212H195V213H201L202 211H203V209H205V207L203 206V204L201 203V201L202 200H198L199 202H197V203H195V202H193V200L194 199H191V201H189ZM61 201V200H60ZM60 201H59V203H60ZM79 201V200H78ZM77 201V202H78ZM92 201V202H93ZM98 201V200H97ZM105 201V200H104ZM113 201H115V199L113 200ZM149 201V200H148ZM163 201H161V202H163ZM174 200H172V202H173ZM174 201V202H175ZM222 201V200H221ZM108 202V201H107ZM166 202V201H165ZM175 202V203H176ZM203 202H204V200H203ZM215 202H216V200H215ZM98 203H100L99 201H98ZM97 203V204H98ZM186 203H187V201H186ZM218 203V202H217ZM61 204V203H60ZM90 204V205H89ZM109 202H108V206H106V209H107V207H108V209H109ZM162 204V203H161ZM174 204V203H173ZM188 204V203H187ZM211 204H213V203H211L210 202V205ZM220 204V203H219ZM77 205V204H76ZM93 205V204H92ZM100 205H102V204H100ZM105 205H107V204H105ZM110 205H112V204H110ZM174 205H176V204H174ZM173 205V206H174ZM209 205V204H208ZM62 206V205H61ZM116 206V205H115ZM189 206V205H188ZM212 206V205H211ZM56 207L58 208V206L56 205ZM96 207V206H95ZM99 207V206H98ZM111 207V209H112V206H110ZM175 207V206H174ZM178 207V206H177ZM179 207H180V205H179ZM57 208H56V210H57ZM184 208V207H183ZM189 208H190V206H189ZM99 208H97V210H98ZM146 209V208H145ZM145 209H144V211H145ZM178 209V208H177ZM182 209V208H181ZM187 209V208H186ZM193 209V210H192ZM55 210V209H54ZM72 210H73V207H72ZM71 210V211H72ZM76 210V209H75ZM75 210H73V211H75ZM83 210H85V208L84 209H82V213H85V212H83ZM88 210V209H87ZM86 210V211H87ZM89 210H91V209H89ZM100 210H101V208H100ZM99 210V211H100ZM104 210V209H103ZM103 210H101V211H103ZM110 210V209H109ZM112 210H114V209H112ZM147 210V209H146ZM188 210V209H187ZM71 211L70 210H68V215L69 214H71ZM93 211V210H92ZM92 211H90L91 213H92ZM115 211V210H114ZM205 211V210H204ZM206 211H207V209H206ZM205 211V212H206ZM209 211V210H208ZM52 212H53V209H52ZM76 212V211H75ZM89 212V213H90ZM94 212H95V210H94ZM49 213V212H48ZM47 213V214H48ZM67 213V212H66ZM88 213V211H87V215L89 214ZM104 213V212H103ZM106 213V212H105ZM107 213H111L112 214V211H107ZM106 213V214H107ZM153 213V212H152ZM181 213V212H180ZM208 213V212H207ZM47 214H46V217H47ZM51 214V213H50ZM53 214V213H52ZM72 214H74V212L72 213ZM71 214V215H72ZM77 214V213H76ZM79 214V213H78ZM106 214H103L102 215V217L104 216V217H106V219L108 220V218L109 217H111V216H106ZM110 214V215H111ZM139 214V213H138ZM143 213H140V215H142ZM190 214V213H189ZM188 214V215H189ZM61 215H62V213H61ZM67 215V214H66ZM68 215H67V217H68ZM84 215V214H83ZM193 215V214H192ZM191 215V216H192ZM210 215V214H209ZM208 215V216H209ZM52 216V215H51ZM77 217H78V215H76ZM80 216V215H79ZM112 216H113V214H112ZM169 218H170V221H169V223H167V230H166V233H165V241H169V240H173V239H175V238H177L179 235H181V234H184V232H183V230L181 229V227L179 226V222L177 221V217L178 216H180L179 215V211H177L176 209L175 210H172V211H170V213H169ZM197 216V215H196ZM200 216V215H199ZM214 216V217H215ZM70 217V216H69ZM68 217V218H69ZM73 217V216H72ZM74 217H75V214H74ZM80 217H82V216H80ZM84 217V216H83ZM86 217V216H85ZM89 217V220H90V223H89V225L88 224H84V223H81L76 229H74L76 226H74V228H73V226H72V224H71V221L70 220H64L63 222H64V224L61 226V224L62 223H60V224H58V228H59V230H57V228H56V230H55V232L57 231V238H58V243L61 245V246H64V245H69L70 247H71V245L70 244H72L73 246H74V253H73V255L72 254H69L70 252H72L71 250V248H69V246H68V248L67 249H71V250H69V251H67V252H69L68 253V256H69V261L68 262H66L67 260V258H68V256H67V258L65 259L66 261V263L65 264H77L78 262H79V264H80V261H82V262H84V260L88 257L87 255H90L91 256V254H89V251H90V249L92 248L93 249V247H94V244H95V241H96V239L97 238H100V237H98V235L100 234V236L102 235V233H100V228L102 227H106L105 225L104 226H102V223H101V219L100 218H102V217H100L99 216V214H91V215H89L88 216ZM87 217V218H88ZM151 217H153L152 215H151ZM150 217V218H151ZM202 217V216H201ZM201 217H199V218H201ZM114 218V217H113ZM141 219H142V217H140ZM186 218V217H185ZM197 218V217H196ZM47 219H48V217H47ZM84 219V218H83ZM100 219V220H99ZM111 219V218H110ZM109 219V221H111ZM188 219V218H187ZM203 219V218H202ZM216 219V218H215ZM44 220V219H43ZM77 220H79V218L77 219L76 218V220L75 221H77ZM81 220V219H80ZM102 220H103V218H102ZM138 220H140V219H138ZM178 220H179V218H178ZM194 220H195V218H194ZM193 220V221H194ZM217 221H218V219H216ZM50 221H51V219H50ZM53 221V220H52ZM73 221H74V219H73ZM72 221V222H73ZM83 221V220H82ZM100 221V222H99ZM112 221H113V219H112ZM111 221V222H112ZM225 221H226V223H225ZM44 222H45V220H44ZM46 222H49V220L47 221L46 220ZM45 222V223H46ZM79 222V221H78ZM103 222V221H102ZM134 222V221H133ZM136 222V221H135ZM143 222V221H142ZM181 222H183V221H181ZM212 222V221H211ZM214 222V221H213ZM216 222V221H215ZM214 222V223H215ZM222 222V221H221ZM74 223V222H73ZM76 223V222H75ZM75 223L73 224V225H75ZM86 223H88L87 221H86ZM99 223H101V224H99ZM107 223H108V221H107ZM156 223V222H155ZM202 223V222H201ZM152 224H154V223H152ZM46 225H47V223H46ZM49 225V224H48ZM101 226V227H99V226ZM131 225V224H130ZM216 225H217V223H216ZM135 227V226H134ZM133 227V228H134ZM165 227V226H164ZM184 227V226H183ZM185 227H186V225H185ZM161 228V227H160ZM186 228H188V227H186ZM197 228V227H196ZM39 229V228H38ZM41 229V228H40ZM44 229V228H43ZM55 229V228H54ZM136 229V228H135ZM146 229V228H145ZM153 229V228H152ZM208 229V228H207ZM105 230V229H104ZM107 230V229H106ZM105 230V231H106ZM138 230V229H137ZM210 230V229H209ZM40 231V230H39ZM54 231V230H53ZM140 231H142V230H140ZM190 231H191V229H190ZM200 231V230H199ZM205 231H206V229H205ZM164 232V231H163ZM197 232H198V229H197ZM210 232V231H209ZM208 232V233H209ZM40 233V232H39ZM105 233V232H104ZM145 233V232H144ZM149 233H150V231H149ZM148 233V234H149ZM152 233V232H151ZM37 234V233H36ZM35 234V237L36 236H38V235H36ZM106 234H107V231H106ZM142 234V233H141ZM210 234V233H209ZM214 234V235H215ZM222 234V233H221ZM134 235V234H133ZM136 235V234H135ZM159 235V234H158ZM192 235V234H191ZM53 236H54V234H53ZM104 236V235H103ZM103 236H101V238H100V240L103 238ZM144 236V235H143ZM194 236V235H193ZM204 236V235H203ZM51 237V236H50ZM127 237V236H126ZM137 237H138V234H137ZM146 237H148L149 238V236H146ZM195 237V236H194ZM224 237V236H223ZM56 237H54V239H55ZM57 238H56V240H57ZM153 238V237H152ZM151 238V239H152ZM187 238V237H186ZM208 238V237H207ZM222 238V237H221ZM37 239V238H36ZM52 239H53V237H52ZM53 239V240H54ZM125 239V238H124ZM136 239V238H135ZM143 239V238H142ZM164 239V238H163ZM178 239V238H177ZM214 239V238H213ZM218 239V238H217ZM50 240H51V238H50ZM49 240V241H50ZM56 240H54L55 242H56ZM98 240V239H97ZM103 240H104V238H103ZM103 240H101V241H103ZM138 240V239H137ZM143 241V240H142ZM167 242V243H162L163 245H161L159 248H157L156 250H155V253L157 254L156 255V257H157V260H158V264H192L195 260L197 261V260H199V258H202L204 255H207V253H205V251L203 252V253H201V252H199V254L197 255V256H195V254L194 255H192L191 253L192 252H190V251H192V249H195V241H193V239H191V238H189L188 237V239L186 240V241H184V242H186V251H187V253L186 254H184L185 255V260L183 261V262H178V259L175 257V255H174V252H175V246L174 245H172V242ZM177 241H179V240H177ZM176 241V239L174 240V242L176 243L177 242ZM202 241V240H201ZM200 241V242H201ZM221 241V240H220ZM37 242V241H36ZM51 242V241H50ZM49 242V243H50ZM98 241H96V243H97ZM131 242H133V241H131ZM136 242V241H135ZM152 242V241H151ZM173 242V243H174ZM196 242H197V240H196ZM208 242V241H207ZM210 242V241H209ZM214 242V241H213ZM218 242V241H217ZM52 244L54 243V242H51ZM99 243V242H98ZM97 243V245H99ZM138 243V242H137ZM137 243H135V244H137ZM146 243V242H145ZM225 243V242H224ZM228 243V242H227ZM226 243V244H227ZM48 244V243H47ZM46 244V245H47ZM58 244V245H59ZM156 244V243H155ZM206 244V243H205ZM213 244V246H218V247H220V245H221V243H216V242H214V243H212ZM211 244V245H212ZM57 245V244H56ZM96 245V246H97ZM137 245H139V244H137ZM148 245V244H147ZM178 245V244H177ZM31 246V245H30ZM29 246V248H31L32 246L34 247V245H33V243H32V246L30 247ZM49 246H51L50 244L49 245H47V247L48 248H50ZM54 246V245H53ZM72 246V247H73ZM115 246V245H114ZM136 246V245H135ZM145 246H146V244H145ZM151 246V245H150ZM183 246H185V244L183 245ZM255 246V247H256ZM24 247V249H22ZM59 247V246H58ZM65 247H67V246H64V248ZM98 247V246H97ZM215 247H213L212 248V250H214V248ZM251 247H253V246H251ZM36 248V247H35ZM44 248V247H43ZM63 248V247H62ZM96 248V247H95ZM100 248V247H99ZM113 248V247H112ZM123 248V247H122ZM148 248V247H147ZM152 248V247H151ZM179 248V247H178ZM181 248V247H180ZM56 249V248H55ZM59 249H61V248H59ZM67 249H65V250H67ZM115 249V248H114ZM216 249V248H215ZM217 249H219V250H221L220 248H217ZM254 249H256V248H254ZM43 250V249H42ZM45 250H49V249H47V248H45ZM44 250V251H45ZM53 250V249H52ZM64 250V249H63ZM95 250V249H94ZM94 250L91 252V253H93L94 252ZM137 250H139V249H137ZM145 250V249H144ZM149 250V249H148ZM152 250V249H151ZM178 250V249H177ZM198 250H199V248H198ZM218 250V251H219ZM257 250V249H256ZM261 250V251H262ZM33 251V250H32ZM46 251V252H47ZM58 251H60V250H58ZM120 251V250H119ZM135 251V250H134ZM140 251V250H139ZM202 251V250H201ZM253 251V250H252ZM251 251V252H252ZM24 252H26V251H24ZM24 252H22V253H24ZM49 252V251H48ZM56 252H57V250H56ZM55 252V253H56ZM141 252V251H140ZM143 252V251H142ZM147 252H149V251H147ZM195 252V251H194ZM210 252V250L208 251V253ZM250 252V253H251ZM29 253H31V252H29ZM37 253V252H36ZM43 253H45V252H43ZM42 253V254H43ZM96 253V252H95ZM119 253V252H118ZM154 253V252H153ZM219 253V252H218ZM222 253V252H221ZM248 253V254H247ZM260 253V252H259ZM264 253V252H263ZM261 254V255H264V254ZM28 254V253H27ZM27 254H26V256H27ZM45 254H47V253H45ZM53 254V253H52ZM58 254V253H57ZM62 254H67L66 252H64V253H62ZM129 254V253H128ZM127 254V255H128ZM148 254V253H147ZM47 255H49V253L47 254ZM118 255V254H117ZM124 255V254H123ZM131 255V254H130ZM209 255H210V253H209ZM20 256V255H19ZM37 256V255H36ZM35 256V257H36ZM50 256V255H49ZM89 256V257H90ZM93 256V255H92ZM148 256V255H147ZM146 256V257H147ZM183 256V255H182ZM22 257L24 258L25 256H21V259H22ZM34 257V258H35ZM55 257V256H54ZM110 257H111V254H110ZM117 257V256H116ZM127 257V256H126ZM132 257V256H131ZM134 257V256H133ZM137 257V256H136ZM179 257H181V256H179ZM207 257V256H206ZM209 257V256H208ZM19 258V257H18ZM37 258H39V260H37L38 261V263L37 262H34V263H36V264H52V261L50 262V259L48 258V256H45L44 254H43V257H41V259H40V257H37ZM112 258V257H111ZM224 258V257H223ZM242 258H244V259H242ZM261 258V257H260ZM259 258V259H260ZM20 259V260H21ZM59 259H61V258H59ZM63 259V258H62ZM61 259V260H62ZM89 260H90V258H88ZM91 259H92V257H91ZM121 259H122V257H121ZM156 258H154V260H155ZM207 259V258H206ZM252 259H255V258H253L252 257ZM34 260V259H33ZM32 260V261H33ZM36 260V259H35ZM34 260V261H35ZM117 260H118V258H117ZM116 260V261H117ZM126 260V259H125ZM124 260V261H125ZM128 260V259H127ZM136 260V259H135ZM143 260V259H142ZM153 260V259H152ZM257 260H258V258H257ZM261 260V263H257V264H264V256H263V258H261L260 259ZM91 261V260H90ZM110 261V260H109ZM137 261H138V259H137ZM144 261V260H143ZM143 261H142V263H143ZM200 261V260H199ZM201 261H202V259H201ZM22 262H23V260H22ZM53 262H54V260H53ZM56 262V261H55ZM59 262V261H58ZM57 262V263H58ZM64 262V261H63ZM81 262V263H82ZM88 262V261H87ZM113 262V261H112ZM259 262V261H258ZM18 263H20V261L18 262ZM17 263V264H18ZM57 263H55V264H57ZM60 263H62V262H60ZM89 263V262H88ZM91 263V262H90ZM89 263V264H90ZM121 263H122V261H121ZM140 263V262H139ZM141 263V264H142ZM155 263V262H154ZM210 262H208V264H209ZM64 264V263H63ZM83 264V263H82ZM85 264V263H84ZM120 264V263H119ZM128 264H136V262H134V261H130V262H128ZM144 264H145V262H144ZM195 264H197V263H195ZM200 264H201V262H200ZM203 264V263H202ZM206 264V263H205ZM211 264V263H210Z\"/></svg>",
  "mask_w": 264,
  "mask_h": 264
}]
</instances>
